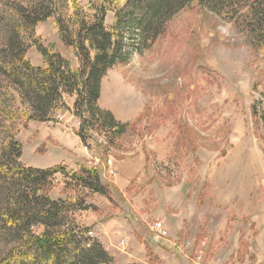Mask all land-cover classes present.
I'll list each match as a JSON object with an SVG mask.
<instances>
[{"label": "rangeland", "instance_id": "obj_1", "mask_svg": "<svg viewBox=\"0 0 264 264\" xmlns=\"http://www.w3.org/2000/svg\"><path fill=\"white\" fill-rule=\"evenodd\" d=\"M77 1L88 7L93 0ZM113 20L107 13L106 23ZM220 23L236 34L218 32ZM35 34L80 66L53 19L39 23ZM128 47L129 62L107 72L98 101L128 124L126 132L114 138L88 127L82 143L78 117L61 110L57 122L19 126L22 163L53 166L68 152L76 157L73 170H98L108 196L88 194L60 173L49 193L84 198L86 208L75 205L67 223L86 227L85 237L100 242L114 264H196L192 254L200 248L203 264H264V44L250 42L236 17L192 3L171 16L150 50ZM27 58L44 65L33 45ZM119 181L130 182L128 188L120 190ZM157 222L167 231L158 242ZM187 240L193 249L185 248Z\"/></svg>", "mask_w": 264, "mask_h": 264}, {"label": "trees", "instance_id": "obj_2", "mask_svg": "<svg viewBox=\"0 0 264 264\" xmlns=\"http://www.w3.org/2000/svg\"><path fill=\"white\" fill-rule=\"evenodd\" d=\"M192 3L236 17L250 42L263 46L264 0H93L88 7L77 0H0V264H114L100 242L85 237L86 227L67 223L65 214L75 205L86 208L84 198L49 195L60 173L69 184L108 196L98 170L22 163L18 128L57 122L56 113L66 110L79 119L75 134L82 143L88 127L114 138L124 134L128 124L98 103L102 80L115 65L129 62L128 46L139 53L150 50L171 16ZM107 13L113 14L112 24L105 21ZM48 19L77 54L78 68L39 42L36 26ZM127 36L135 38V45L127 44ZM32 45L43 66L27 58ZM66 96L74 97L71 108ZM34 226L41 230L34 232Z\"/></svg>", "mask_w": 264, "mask_h": 264}, {"label": "built area", "instance_id": "obj_3", "mask_svg": "<svg viewBox=\"0 0 264 264\" xmlns=\"http://www.w3.org/2000/svg\"><path fill=\"white\" fill-rule=\"evenodd\" d=\"M107 163L109 164L110 161L108 160ZM87 234L91 235V232H88ZM166 236H167V231L163 227L162 223L161 222L155 223L153 227V234H152L153 240L158 242L161 239L166 238ZM202 245H204V243H202ZM189 247L193 249L194 244H193V241L187 240V242H185V248H189ZM192 256L194 260L196 261V264H203L205 261V252L201 248L198 249L194 255L192 254ZM213 264H225V263H222L219 260H216V262Z\"/></svg>", "mask_w": 264, "mask_h": 264}, {"label": "crops", "instance_id": "obj_4", "mask_svg": "<svg viewBox=\"0 0 264 264\" xmlns=\"http://www.w3.org/2000/svg\"><path fill=\"white\" fill-rule=\"evenodd\" d=\"M101 97V96H100ZM73 100V99H72ZM72 103H73V101H72ZM72 103L70 104V103H68L67 102V105L69 106V107H72ZM80 141V140H79ZM81 142V141H80ZM58 147H60V146H58ZM82 150H84V151H82V152H84V153H82V154H85V156H88L89 154H88V151H87V148H83ZM61 152L62 153H64L63 152V150H61ZM67 152V151H66ZM58 153L60 154V151L58 150ZM78 155H76L77 157L79 156V154L80 153H77ZM61 155V154H60ZM71 155V158H73V159H69L68 157ZM60 162L58 163V164H64V165H66L67 167H69V168H71V169H73V168H76L77 167V165H76V161H75V159L74 158H76L75 156H73L72 154H70V153H66V155H61L60 156ZM69 159V160H68ZM95 159H97V158H95ZM24 164H26V163H24ZM82 164H83V162H82ZM144 165H146V162L145 163H143V166ZM49 166V165H48ZM48 166H45V167H39V166H32V167H36V168H46V167H48ZM129 183L130 182H120L119 181V183H117V186L120 188V190H126L127 188H128V185H129ZM88 194H90V193H88ZM49 195H50V193H49ZM94 195H96V194H94ZM65 196H58V197H55V198H53V199H61V198H64Z\"/></svg>", "mask_w": 264, "mask_h": 264}, {"label": "clouds", "instance_id": "obj_5", "mask_svg": "<svg viewBox=\"0 0 264 264\" xmlns=\"http://www.w3.org/2000/svg\"><path fill=\"white\" fill-rule=\"evenodd\" d=\"M217 31L224 34L235 35L236 30L234 26L227 23H220L217 25Z\"/></svg>", "mask_w": 264, "mask_h": 264}]
</instances>
